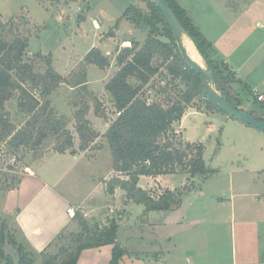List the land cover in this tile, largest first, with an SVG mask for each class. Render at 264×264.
I'll return each instance as SVG.
<instances>
[{
    "label": "rangeland",
    "instance_id": "rangeland-1",
    "mask_svg": "<svg viewBox=\"0 0 264 264\" xmlns=\"http://www.w3.org/2000/svg\"><path fill=\"white\" fill-rule=\"evenodd\" d=\"M55 1L57 3L64 2V0ZM187 2L193 6L196 4L195 0H186ZM150 3H152L151 0L148 1L143 10H138L140 17L133 10L126 13V16L132 21L136 33H139L137 36L140 39L137 42L139 47L145 38L152 34L160 41L170 43V40L164 36L161 24L157 23L151 27L146 21L152 14ZM262 11L264 12V5ZM0 19L3 23L13 19L9 22V27H5L6 38H11L13 34L30 36V49H26L23 62L31 65L35 76L43 75L50 67L54 72L56 71L55 73L62 75L63 79V82L54 88L48 96L42 97L41 95L39 98L40 103L49 101L48 111L51 110L56 119L63 121L62 128L56 134L47 137L34 146L24 147L20 145L14 148L8 145V139L0 142V232L3 231L7 237L4 250L10 255L14 263L18 260V254L15 247L8 244L9 239H14L16 243H24V239L16 228L13 217L4 214L3 205L6 194L10 189L17 186V183L29 170H33L39 175L44 173L50 178L59 176V190L76 200L81 198L82 210L86 202L98 204L97 215L88 217L87 221L91 226L100 225L102 227L108 224L105 216L110 219L112 217L116 222L119 221L116 237L120 242L132 235L134 228L137 227L135 229L142 231L144 237L149 238L153 233L160 242L168 237L178 239L180 246H182V249L179 250L180 253L186 254V251L189 250L188 244L193 240L203 241L204 238L209 240L215 236L219 239L216 244L219 245L217 250L223 257L222 261H228L231 258L232 239L235 241L238 252L245 246L247 251L255 255L254 244H243L245 234L237 223L227 220L214 231L211 228V222L209 223L208 220L211 216L215 217L219 213H224L225 205L217 208L215 205H217L219 198L225 196L228 178L226 171L229 170L232 163L235 166L239 161H242L240 154L232 151L231 139L222 136V127L219 128L215 125L212 116L199 114L188 116L183 121V128L186 130L183 129L182 131L185 140L200 142L203 145V159L206 168L213 172L206 177L196 176L193 180L188 179L185 174L166 175L164 184L168 187L177 188L176 190L183 194L180 206L168 211V213L161 210L147 211L142 204L132 201L128 203L124 196H118L119 194L114 193V190L118 188L113 191L108 188V183L112 178L123 177L112 169L110 150L104 137L111 121L116 118L112 99L104 90V86L119 70L116 65L117 54L107 59L108 66L102 70L105 72L106 70L107 72L108 70L116 71L111 74L113 76L110 79H103L102 72L96 66H90L87 71L86 68L89 64L84 63V55L85 48H87V38H92V34H86L83 30L76 32L77 35H75L74 20L62 24L58 16L52 13L49 0H0ZM34 28L36 32H34ZM88 28L91 29L90 25ZM175 49L177 50V47L174 48V52ZM36 51H42L46 54L51 52L54 55L52 63L54 68L51 66L49 56H41L40 58L36 56L38 54ZM80 59L82 61L78 62ZM161 63L162 57L154 55L151 64L153 67H159V69L156 75L151 78L149 85L144 88L142 95L147 93L150 100L157 101L166 107L178 100L185 87L178 78L168 75L166 68ZM213 63L222 68L220 62L214 60ZM202 66L208 71L203 59ZM64 74L65 76H63ZM223 76L230 79L225 73ZM82 81H86V83L79 84ZM129 81L132 85L138 83L133 78H130ZM233 83L235 80L227 86L229 87V94L232 96L234 94L230 88ZM212 87L215 88L213 83ZM23 88L28 89V93L30 91L32 93L35 89L41 91L42 84H39L35 89L31 84H25ZM14 94L15 96L5 103V112L8 114L9 124L14 128L13 133L23 127L28 119L27 114L17 109V92ZM244 101L246 102L245 99ZM206 103L207 99L202 95L196 98L186 108V111L192 108L197 111L214 109L207 108ZM255 108V106L252 107V110L257 113L259 110L256 111ZM83 119L87 121V125H83ZM106 123L108 124L106 125ZM172 127L176 134V140L184 142L178 126L174 123ZM80 135L83 139L80 138ZM35 141L32 139L31 142L35 143ZM69 144L72 147L65 153L70 154L69 151H72L73 154L75 152L80 154L81 152L86 159L96 161L90 164L83 161L78 163L74 162L71 156L65 158L56 156L47 159L36 169L37 163L48 155L57 154V149L67 147ZM80 146H84L85 149L80 151ZM12 157L17 161L13 165L10 164ZM92 178L97 184L93 193H91L94 188ZM150 185L151 183H147L145 180L141 181V186L147 195L152 199H157L164 192V189L160 188L159 184L157 186ZM183 186H186L187 190L182 189ZM125 210L127 216L124 215ZM78 211L79 209L74 210L75 213ZM167 216L169 218L168 224L163 225L162 222ZM119 217H123V219ZM108 218L107 220H110ZM74 225L75 227H71L73 234L77 233V222H74ZM205 245L206 247L202 245V248H206V250H211V246L214 247V245ZM192 253H197V250L192 249ZM37 263L39 264V261Z\"/></svg>",
    "mask_w": 264,
    "mask_h": 264
},
{
    "label": "crops",
    "instance_id": "crops-1",
    "mask_svg": "<svg viewBox=\"0 0 264 264\" xmlns=\"http://www.w3.org/2000/svg\"><path fill=\"white\" fill-rule=\"evenodd\" d=\"M49 1L52 13L58 16L62 24L74 20L75 35L76 32L83 30L86 34H92V38H87L85 55L91 49H98L104 57L110 59L121 49L130 48L132 40L140 41L137 37L139 33H136L132 21L123 14L130 8L143 10L149 0H64L61 3L55 0ZM172 1L185 11L211 44L210 59L226 66V71L223 73L233 79V82L235 80L230 88L234 95H229L238 103L237 108L264 118V12L262 11L264 0H195V6L190 2L186 3V0ZM89 25L91 29L88 28ZM34 32H36L35 28ZM36 52L42 57L49 56L51 66L54 68L52 65L54 55L51 52L48 54L42 51ZM81 61L80 59L78 62ZM90 66L92 65L87 66V71ZM100 71L104 76L103 79H110L113 76L111 74L116 72ZM256 95L263 96V100L258 102ZM254 106L256 111L259 110L257 113L252 110ZM193 114L212 116L215 125L222 127V136L231 139L232 151L239 153L242 158V161L235 166L231 162L232 165L226 171L228 178L225 196L219 198L215 205L216 208L225 205V211L208 219L211 228L216 231L223 222L234 221L245 234L243 244L255 245L253 249L255 255L247 251L245 246L238 252L232 239L231 258L222 261L223 257L217 250L219 245L216 244L219 239L215 236L209 240L204 238L203 241H194L192 238L193 242L188 244V252L180 253L182 246L178 239L168 237L160 242L153 233L147 238L135 227L134 233L126 237L123 242L116 237L117 243L124 250L119 264H264V133L215 109L197 111L192 108L184 112L181 120L175 123L180 130L182 140L186 143H195L185 140L182 131L186 130L183 128V121ZM56 156L62 158L71 156L74 162L78 163L83 161L90 164L96 161L86 159L81 152L80 154L57 153L48 155L37 163L36 169L47 159ZM165 177L141 176L137 186L144 190L141 181L145 180L151 185L159 184L164 190L177 189L166 186ZM91 181L94 184L91 190L93 193L97 184L94 178ZM59 185V176L50 178L44 173L39 175L29 170L21 178L19 185L6 194L4 214L13 217L14 224L24 241L37 253L41 252L64 227L75 226L74 221L66 213L68 208L79 209L78 212L86 220L88 217H94L98 212L99 207L95 202H86L82 210L81 198L76 200L60 191ZM114 193L124 196L126 200L122 190L115 189ZM124 215L127 216L126 210ZM123 217L119 218L123 219ZM105 218L107 221L108 216ZM168 219L167 216L162 224L167 225ZM205 244L214 247L211 246V250H206L202 248V245L206 247ZM192 249H196L197 253H192ZM111 250V245L84 250L77 264H110Z\"/></svg>",
    "mask_w": 264,
    "mask_h": 264
},
{
    "label": "trees",
    "instance_id": "trees-1",
    "mask_svg": "<svg viewBox=\"0 0 264 264\" xmlns=\"http://www.w3.org/2000/svg\"><path fill=\"white\" fill-rule=\"evenodd\" d=\"M165 1L180 21L184 33L205 61L214 89L231 106L238 109V103L229 95V87H227L233 79L223 76L226 66L222 65L220 68L210 59L211 44L192 23L185 11L172 0ZM150 4L151 19L146 21L151 27L157 23L161 24L164 36L170 40V43L162 42L152 34L145 38L140 47L132 40L131 47L121 49L116 56V65L119 70L104 86V90L112 99L116 118L111 121L104 137L110 150L112 169L123 178H112L108 188L110 191L115 188L122 190L126 200L142 204L147 211H170L180 206L182 192L166 189L157 199H152L137 186L139 177L156 178L185 174L188 179L193 180L196 176L206 177L212 173L213 171L206 168L203 159V145L176 140L172 126L181 120L186 108L202 95L207 99V108L223 112L205 93L199 75L184 63L178 49L174 52L177 46L172 32L157 7L153 3ZM130 10L140 17V11L136 8L127 9L123 16H126ZM12 20L3 23L0 19V142L8 139L7 143L10 147L17 148L20 145L29 147L56 134L62 128L63 121L56 119L51 110L48 111L49 101L40 103L39 100L34 99L31 91L28 93V89H24L23 86L31 84L35 89L42 84L39 92L43 97L48 96L63 82V79L50 67L43 75L33 74L31 65L23 62V56L28 48L27 35L13 34L11 38H6L5 27H9V22ZM154 55L162 57L161 64L166 68L168 75L178 78L185 87L178 100L172 102L170 106L165 107L157 101L150 100L147 93L142 95L144 88L149 85L151 78L159 69L151 64ZM36 56L41 58L40 54ZM84 63L94 65L100 70L108 66L107 58L98 49H91L85 55ZM130 78L138 83L132 85ZM85 83L86 81H82L79 84ZM14 92H17V109L28 117L23 127L15 133L5 112V103L15 96ZM247 114L264 122L262 117L252 113ZM105 116L102 115V117ZM82 123L87 125L84 119ZM80 138L83 139L81 135ZM32 139L36 140L35 143L31 142ZM71 147L70 144L67 147H61L56 150V153L64 154ZM84 149V146L79 147L80 151ZM69 153L73 154L72 151ZM19 183L20 181L17 186ZM182 189L187 190V187L183 186ZM72 220L77 222V233L71 232V226L64 227L39 253L32 250L26 241L16 243L14 239H9L8 244L15 247L18 254L16 263L4 250L7 237L1 231L0 264H38V261L39 264H77L84 250L105 245L112 246L110 264H119L124 250L116 241L118 225L114 219L107 220L108 224L103 227L91 226L77 212Z\"/></svg>",
    "mask_w": 264,
    "mask_h": 264
},
{
    "label": "water",
    "instance_id": "water-1",
    "mask_svg": "<svg viewBox=\"0 0 264 264\" xmlns=\"http://www.w3.org/2000/svg\"><path fill=\"white\" fill-rule=\"evenodd\" d=\"M152 3L160 11L161 16L165 20L166 24L169 26L172 35L175 39V44L179 51V54L184 61V63L192 70H194L200 77L201 83L205 93L214 102V104L229 118L238 120L247 126H250L258 131L264 133V122L259 121L252 116L240 111L239 109L231 106L213 87L212 79L209 71L205 70L202 65L193 60L186 51L184 46V29L174 15V13L169 8L165 0H151Z\"/></svg>",
    "mask_w": 264,
    "mask_h": 264
},
{
    "label": "bare ground",
    "instance_id": "bare-ground-1",
    "mask_svg": "<svg viewBox=\"0 0 264 264\" xmlns=\"http://www.w3.org/2000/svg\"><path fill=\"white\" fill-rule=\"evenodd\" d=\"M184 46L186 48L187 53L189 56L198 62L200 65H202V58L198 51L196 50L194 44L190 41V38L188 36L184 37Z\"/></svg>",
    "mask_w": 264,
    "mask_h": 264
},
{
    "label": "built area",
    "instance_id": "built-area-1",
    "mask_svg": "<svg viewBox=\"0 0 264 264\" xmlns=\"http://www.w3.org/2000/svg\"><path fill=\"white\" fill-rule=\"evenodd\" d=\"M31 95L34 97V99H36L37 101L39 100V98H40V92L38 91V90H34L32 93H31ZM256 100L258 101V102H260V101H262L263 100V96H261V95H256ZM117 116H118V114H117ZM11 161H10V164L11 165H13V164H15L17 161H16V159L14 158V157H12V159H10ZM66 213H67V215L69 216V218H71V219H73L74 218V216H75V212H74V210H73V208H68L67 210H66Z\"/></svg>",
    "mask_w": 264,
    "mask_h": 264
}]
</instances>
